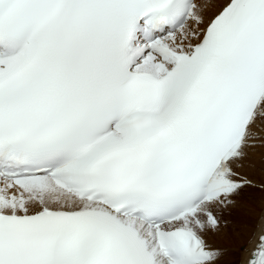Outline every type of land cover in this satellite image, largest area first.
<instances>
[{
	"label": "snow or ice",
	"instance_id": "obj_1",
	"mask_svg": "<svg viewBox=\"0 0 264 264\" xmlns=\"http://www.w3.org/2000/svg\"><path fill=\"white\" fill-rule=\"evenodd\" d=\"M0 264H264V0H0Z\"/></svg>",
	"mask_w": 264,
	"mask_h": 264
}]
</instances>
